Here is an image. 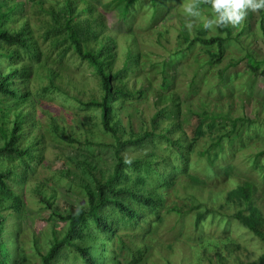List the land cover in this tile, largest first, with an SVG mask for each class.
<instances>
[{
	"label": "trees",
	"instance_id": "1",
	"mask_svg": "<svg viewBox=\"0 0 264 264\" xmlns=\"http://www.w3.org/2000/svg\"><path fill=\"white\" fill-rule=\"evenodd\" d=\"M166 1L169 0H109L106 6L114 7L118 22L136 34L133 27L140 10L156 22L169 10ZM195 2L199 9L208 7L213 11L210 0ZM32 11L44 18L32 23L29 18ZM105 19L95 0L56 3L0 0V264H22L28 260L17 236L18 226H10L8 221L14 214H22L26 206L23 191L17 186L25 183L28 159L42 156L37 133L43 126L34 113L36 103L51 113L47 108L48 96L57 93L99 112V126L115 138L111 145L116 160L107 171L93 163L100 160L97 154L72 156L70 163L81 172L79 180L85 194L77 210L60 209L53 197L43 193L44 182L35 186L50 210L47 219L51 221L52 236L45 248L36 237L33 249L39 253V261L33 264H159L153 259V252L162 243L157 231L163 222L161 208L180 217L190 214L194 217L190 234L180 232L178 238L162 246L185 242L188 264H264V92L257 94L261 99L255 97L252 84L257 77L264 80V53L260 56L249 48L243 37L256 27L264 39V8L249 9L239 24L216 26L217 32L210 35V29H205L202 22L194 36L187 33L185 25L175 26L178 48L173 52L176 54L197 42L218 46L208 49V62L218 64L230 39L240 42L245 50L240 59L232 61V58L225 65L211 67L199 79L193 77L186 98L200 88V79L208 75L217 77V86L233 88L232 80L241 75L236 66L244 58L249 81L243 91L229 93L227 107L219 106L222 102L218 100H214L216 107L212 106V99L204 95L202 106L186 101V116L182 117L179 110L164 128H159L160 119L169 110L165 106L151 118L153 127L142 125L136 133L132 122L139 111L134 105L137 101L132 103L135 112L127 113L129 128L124 125L120 111L137 92L141 96L147 92L143 87L128 88L122 76L133 64H139L140 54L130 44L124 66L117 68V40ZM12 22L18 26H12ZM234 26L240 29L234 32ZM39 39L47 41L50 52L56 53L53 60L51 53L46 54L41 48L43 41ZM69 51L88 63L98 79L100 95L95 92L86 95L73 82L69 68L64 65ZM33 75L40 80L35 95L30 88ZM172 82V77L165 74L160 89L167 93L165 98L170 103L179 106L181 100ZM162 98L163 95L159 97ZM249 104L254 105L253 117L247 112ZM79 115L76 118L75 112L68 116L65 113L58 118L51 113L53 131L69 143L102 146V142L89 135L84 141L77 136L76 131H92L90 125L95 118L87 111ZM192 115L197 123L188 132ZM60 119L67 121L69 129ZM126 132L128 136L124 137ZM201 138L207 142L200 143ZM127 150L134 153L128 155ZM238 152L249 155L236 163L234 156ZM244 160L248 165L243 171L257 172L259 181L251 176L236 178ZM58 222L65 223L61 230L57 229ZM238 226L245 233H234ZM115 240L119 242L117 251L110 244ZM250 242L259 245V254L255 248L253 253L244 255L242 251L250 247ZM68 247L75 250L72 261L64 259ZM166 264L175 263L168 259Z\"/></svg>",
	"mask_w": 264,
	"mask_h": 264
},
{
	"label": "rangeland",
	"instance_id": "2",
	"mask_svg": "<svg viewBox=\"0 0 264 264\" xmlns=\"http://www.w3.org/2000/svg\"><path fill=\"white\" fill-rule=\"evenodd\" d=\"M48 1L49 3H56L60 0ZM95 1L99 5L102 14L106 15L105 20L108 29L115 33V39L117 40L116 67L121 68L124 66V62L127 58V49L130 44L135 51L140 54L139 64H133L130 69H127L122 74L124 82L128 88L139 90L143 87L147 90L144 96H141L137 92L135 97L126 100V108L120 111V117L122 118L124 125L129 128V118L127 113L129 111L135 112L132 103L137 101L134 105L139 108V111H137L138 113H135L132 122V127L134 128L135 133L141 129L142 125L144 128L153 127V123L151 125V118L158 109L162 107L168 106L169 110L164 114V119H160L161 124L159 125V128H164L170 119L176 117L179 110L180 113H182V117L183 115L186 116L185 114L188 112L186 101L191 103L192 100L194 105L198 104L199 106H202L201 98H203L204 95H209L210 98L207 97L212 99V103L214 104L212 106L216 105L214 100H218V102H222L219 106L224 105V107H227V96H229V93L231 91L238 92L245 89L247 85L246 81H249V72L246 69L247 62L244 58V61L241 60L236 66V69H239L238 71L241 75L232 80L231 86H233V88H222L217 86V77L208 75L205 79H200V88L196 90V92L192 93L189 98L185 97L189 90V82L192 81L193 77L199 79L203 74L209 71L211 67L225 65L232 58L233 61L240 59L245 55L243 45H240V42L234 39H230L224 46L225 56L218 64H210L208 62L210 59L208 49H218V46L208 47L197 42L191 48H184L179 54H176V52L174 53L173 51L178 48L177 29H175V26L180 28L185 25L186 20H194L195 22L193 23L191 30L185 26L187 33L194 36L198 32V25L202 22L200 18L186 16L183 11V5L186 0L166 1L169 10L165 16L159 18L156 22L149 20V16L145 15L143 10H140L135 17V25L133 27V32L136 34H132L128 29H124L123 25L118 22L116 19L115 8L106 6L107 1L109 0ZM188 2H191V0H188ZM145 9L148 8L144 7V10ZM200 11L202 16L212 17L215 15L208 7H203ZM29 18L31 22L34 23L35 21H38L39 18L44 17L36 11H32L29 14ZM150 23H152V25ZM149 24L150 26H147ZM12 26H18V24L12 22ZM254 28L253 31H249L243 37L245 38L248 47L254 49L261 56L264 53V39L262 38L259 29L256 27ZM239 29L240 26H234L233 31L237 32ZM113 32L112 34H114ZM216 32L217 27L214 26L209 30L208 34L210 35ZM159 33H162V35ZM127 34H129V36ZM168 39L170 40V43ZM40 41L43 40L41 39ZM47 44V41H43L40 45L46 54L51 53L52 57L50 60H53L56 57V53L50 52L51 49ZM165 61H169L166 66L163 64ZM87 64L88 63L86 62L80 61L71 51H69V54L64 59V65L69 68L73 77V82L82 88L86 95L90 92H95L97 95H100L101 88L98 79L95 78L92 69ZM165 74L172 77V88L181 100L179 106L170 103L168 97L165 98L167 93L160 89ZM35 76L36 75L32 76L30 84L31 92L34 95L36 94V88L40 85L39 77ZM252 84L255 86V97H258L257 94H259L261 90L264 92V80L261 76L255 78L252 81ZM72 90L75 91L73 88ZM164 91H167V89ZM161 95H163V98L159 99ZM48 97L50 98V104H48L47 108L58 118L62 117L65 113L68 116L73 112H75L76 118H80L79 114H85V111L94 115L95 118H93L92 124L90 125L92 131H76V133L82 141H84L85 136L89 135L97 142H102V146L69 143L60 139L57 136V132L53 131L51 127V113L44 110L42 104H39L38 102L40 99L37 98L38 103H36L34 113L43 126L42 131L37 133L40 136L39 146L41 149L39 150H42V156H38L35 159H28L29 167L27 169L25 183L23 186H17L19 190L23 191L26 206L22 214H14L8 221L10 226L16 224L20 230L17 236L21 241L20 245L24 246L27 253L26 255L28 256V260L22 264H33L34 262L39 261V253L33 249L36 237L40 241L39 243L42 247L45 248L48 244L49 238L52 236V232L49 228L51 221L47 219L50 210L45 206V203L41 201L39 193L35 191V186L38 185V183L44 182V184H42L43 193L47 197H53L52 199L60 209L68 210L70 207H73L77 210L82 203L85 194L84 188L81 186V180H79L81 172L70 163L72 162L70 160L72 159V156H82V154L89 156L91 153L97 154L100 156V160H93V163L99 164L98 168H103L107 171L116 160L115 149L111 145L112 142H115V138L110 132L103 131V128L99 126V112L95 108H84L77 102V100H74V98H67L61 93H57V95H49ZM253 108V104H249V107H247L248 115L251 117H253L254 114ZM262 115L264 116V114ZM189 121L191 124L187 129L188 132H192L197 123L196 117L194 115L190 116ZM60 122L69 129L67 121L63 122V120L60 119ZM83 129L84 128L80 130ZM262 131H264V127H262ZM123 136H128V132L124 133ZM203 139L201 138L199 142L205 144L207 140L203 141ZM127 151L128 155L134 153L132 150ZM248 153L249 152L246 154H240L238 152L237 155L234 156V161L236 163L241 162L243 157L249 155ZM15 161L18 163L17 160ZM247 165V160H244L239 167L240 171H238L236 178L239 179L241 177L251 176L257 178L259 181L261 177L257 172L250 173L243 171L244 166ZM180 194L181 196L179 199H182L183 193L181 192ZM161 210L163 212V222H161L157 231L162 243H159L160 246L157 245L155 247L156 250L153 252V259L159 264H166L168 259L172 260L175 264H188V246L184 244L185 242L177 241L170 247L162 246L178 238L177 235H179L180 232L190 234L193 230L192 225L194 217L191 216V214L187 217H180L175 212L167 213L164 208H161ZM57 225V229L61 230L65 223L58 222ZM236 228L237 230L234 233H237L238 231H243V233H245L242 227L238 226ZM110 244L117 251L119 242L115 240L110 242ZM249 245L250 247L246 246L247 249L242 251L244 255H247L250 251L253 253L255 248L258 254L261 252L260 248L257 250L259 245L256 242H250ZM74 251L73 248L68 247L64 259L72 261ZM129 254L130 253H126L125 255L128 256Z\"/></svg>",
	"mask_w": 264,
	"mask_h": 264
},
{
	"label": "clouds",
	"instance_id": "3",
	"mask_svg": "<svg viewBox=\"0 0 264 264\" xmlns=\"http://www.w3.org/2000/svg\"><path fill=\"white\" fill-rule=\"evenodd\" d=\"M212 9L215 13L212 17L202 16L195 0L186 2L183 5V11L188 17L200 18L205 29H211L214 26H224L228 23L232 25L239 24L248 14V10H258L264 8V0H210ZM195 21L188 19L185 26L191 30Z\"/></svg>",
	"mask_w": 264,
	"mask_h": 264
}]
</instances>
